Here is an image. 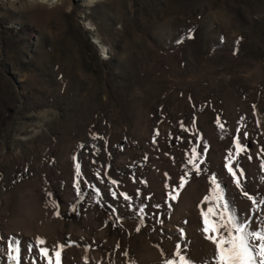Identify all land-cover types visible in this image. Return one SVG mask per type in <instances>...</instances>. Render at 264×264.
Returning a JSON list of instances; mask_svg holds the SVG:
<instances>
[{
	"label": "rangeland",
	"instance_id": "374dc122",
	"mask_svg": "<svg viewBox=\"0 0 264 264\" xmlns=\"http://www.w3.org/2000/svg\"><path fill=\"white\" fill-rule=\"evenodd\" d=\"M237 137L240 188L224 168ZM262 163L264 0H0V264L9 238L34 240L22 230L28 198L48 219L50 254L65 245L62 264L214 261L201 218L210 175L254 224L264 207L243 192L264 199ZM26 243L20 264H43Z\"/></svg>",
	"mask_w": 264,
	"mask_h": 264
},
{
	"label": "snow or ice",
	"instance_id": "6c2138e0",
	"mask_svg": "<svg viewBox=\"0 0 264 264\" xmlns=\"http://www.w3.org/2000/svg\"><path fill=\"white\" fill-rule=\"evenodd\" d=\"M243 119V118H242ZM220 124V121H217ZM221 129L225 128L224 124H220ZM240 129H237L239 132ZM247 132H245V137ZM155 142V141H154ZM235 152H230L226 157V162L224 168L227 173L231 176V179L237 188L241 187V177L244 176L243 171H240L239 177L237 171H234L233 164L241 153L246 151V148L240 143V139L237 137L234 141ZM204 153L208 151V145L205 144L203 147ZM251 158V157H249ZM206 161L200 158L197 154V148L193 147L191 149V155L188 157L187 165L191 166L197 174L202 171L201 166ZM238 167V164H237ZM261 168L264 169V163L261 164ZM75 174L77 178L82 176L81 164L77 162L75 164ZM99 175V172L97 173ZM189 175L188 171H184L179 178V188L173 186L171 191L166 194L167 199L170 201H176L177 195L173 193H178L179 190L184 189L187 183V177ZM211 188L203 199L205 202L211 206L207 207L206 211L201 212L202 218V233L205 238L210 241L215 247L214 261L208 260L205 262L201 260L198 264H264V217L256 216V208L251 209L253 217H256L255 223L253 224V218L247 217V222L240 217L235 209L234 201L230 200L226 196V188L221 181L218 180L216 174L210 175ZM112 185H117L116 180H111ZM75 188L82 196L81 188L79 182L76 183ZM49 197L45 201V206L53 208L54 215L59 216V209L52 199V194L46 193ZM94 195L98 198L97 203H100L99 197L101 193L99 190L94 192ZM111 195L114 199H119L122 197L124 201H130L131 198L128 194L120 192L119 194L115 191H111ZM243 195L255 206L259 205L264 207V199H255L252 195L247 192H243ZM139 196V194H138ZM130 206V205H129ZM159 207V206H157ZM75 210V209H73ZM115 211V209H113ZM140 222H143L142 217H138ZM181 235L183 236V230H181ZM4 237L0 235V241H3ZM24 241L18 237L9 238L7 241V254L9 264H20L22 253L25 246ZM46 241L44 238L37 237L34 242H27V252L29 254L33 253L35 250L43 264H62V249L65 247L64 244H57L56 248L51 252L44 246ZM4 245L0 243V249H3ZM179 248L180 245H177ZM178 261L175 259H168L165 264H196L190 256L186 254H177ZM32 264H36L35 257Z\"/></svg>",
	"mask_w": 264,
	"mask_h": 264
},
{
	"label": "bare ground",
	"instance_id": "6f19581e",
	"mask_svg": "<svg viewBox=\"0 0 264 264\" xmlns=\"http://www.w3.org/2000/svg\"><path fill=\"white\" fill-rule=\"evenodd\" d=\"M32 1V0H31ZM40 2H44V3H48V4H56L59 3L61 4L63 0H36ZM91 2L92 0H88V2ZM97 43L99 44V46L103 49V52L106 51V48L104 46V44L101 43L100 40H97ZM66 178V177H65ZM70 192V191H68ZM35 199V198H34ZM26 202L24 203V208H23V220H24V226L22 228V230H24L25 232L28 233L29 236H31L30 238H33L35 241V239L37 237H41L44 238V236H47L48 233L46 230H48V219H43L40 215V211L39 210H35L36 206L34 204V201H30L29 198L27 200H25ZM41 207V206H40ZM38 206V208H40ZM22 208V207H21ZM42 208V207H41ZM34 210L36 211L34 213ZM39 211V213H38ZM25 213V214H24ZM22 215V214H21ZM18 218V217H17ZM39 218H42L43 220H40ZM23 233V232H22ZM20 238V237H19ZM31 240H29L28 242H33ZM46 244L44 246L46 247H50L51 244H49L50 242L52 243L53 241L50 240H45ZM56 246V245H55ZM84 255L89 254V252L86 250L83 252ZM88 256V255H87ZM92 256V255H91ZM90 257V256H89ZM93 257V256H92ZM85 258V259H84ZM88 258V257H87ZM83 259L87 262L86 256L83 257ZM85 262V263H86ZM31 263V261H30ZM29 263V264H30ZM25 264H28V262L26 261Z\"/></svg>",
	"mask_w": 264,
	"mask_h": 264
}]
</instances>
